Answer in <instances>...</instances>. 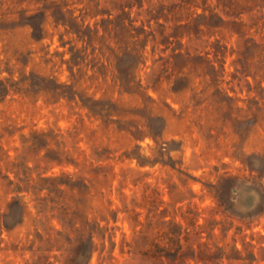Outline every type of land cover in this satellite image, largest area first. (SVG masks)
Here are the masks:
<instances>
[{
	"label": "rangeland",
	"instance_id": "1",
	"mask_svg": "<svg viewBox=\"0 0 264 264\" xmlns=\"http://www.w3.org/2000/svg\"><path fill=\"white\" fill-rule=\"evenodd\" d=\"M0 264H264V0H0Z\"/></svg>",
	"mask_w": 264,
	"mask_h": 264
},
{
	"label": "trees",
	"instance_id": "2",
	"mask_svg": "<svg viewBox=\"0 0 264 264\" xmlns=\"http://www.w3.org/2000/svg\"><path fill=\"white\" fill-rule=\"evenodd\" d=\"M35 17V16H34ZM34 17H29L28 19H29V21H30V23H31V25H32V27L34 28V29H40V27L37 25L36 26V24L33 22V18Z\"/></svg>",
	"mask_w": 264,
	"mask_h": 264
}]
</instances>
